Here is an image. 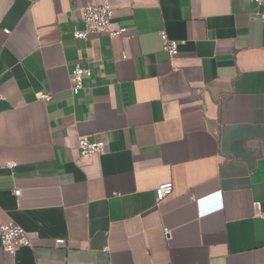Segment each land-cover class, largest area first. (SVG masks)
<instances>
[{
	"label": "crops",
	"instance_id": "0c3cea01",
	"mask_svg": "<svg viewBox=\"0 0 264 264\" xmlns=\"http://www.w3.org/2000/svg\"><path fill=\"white\" fill-rule=\"evenodd\" d=\"M98 1L0 0V224L34 234L0 264H264V5L108 0L126 32L75 38Z\"/></svg>",
	"mask_w": 264,
	"mask_h": 264
},
{
	"label": "built area",
	"instance_id": "2783aa9c",
	"mask_svg": "<svg viewBox=\"0 0 264 264\" xmlns=\"http://www.w3.org/2000/svg\"><path fill=\"white\" fill-rule=\"evenodd\" d=\"M250 2L261 6L264 5V0H249ZM81 19L83 22V28L73 32L75 38H86L90 34H105L110 38L118 37L123 35L127 28L122 26L114 25L112 22V8L108 0H102L98 2H88L83 5L80 9ZM4 33H8V29L3 30ZM160 38L162 40V48L167 53L170 61L174 59L178 53L179 42L175 39L168 37L164 30L159 32ZM92 75V70L83 66L77 62L69 76L70 89L73 95L80 92L83 87V82L85 77H90ZM40 98L48 101L51 96L48 93L40 95ZM104 141L90 140L85 136L79 137L77 139V148L81 156L90 157L98 154L104 149ZM16 165L13 160H8L6 166L12 168ZM172 182L164 181L160 182L155 188V197L157 201L163 200L172 193ZM20 193L19 189L14 190V194L18 196ZM264 215V213L262 214ZM167 233L168 230L165 229ZM34 234L21 225L14 221L3 222L0 224V245L7 252H14L20 246H29L32 244ZM56 243H63V239H56Z\"/></svg>",
	"mask_w": 264,
	"mask_h": 264
},
{
	"label": "water",
	"instance_id": "95a60500",
	"mask_svg": "<svg viewBox=\"0 0 264 264\" xmlns=\"http://www.w3.org/2000/svg\"><path fill=\"white\" fill-rule=\"evenodd\" d=\"M200 209H202V208H200ZM209 211V208H206V209H202L200 212V214H203V213H205V212H208Z\"/></svg>",
	"mask_w": 264,
	"mask_h": 264
}]
</instances>
